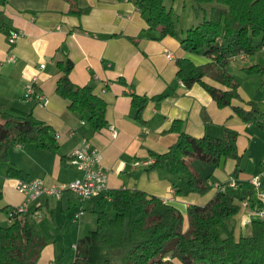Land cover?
<instances>
[{"label":"crops","instance_id":"1","mask_svg":"<svg viewBox=\"0 0 264 264\" xmlns=\"http://www.w3.org/2000/svg\"><path fill=\"white\" fill-rule=\"evenodd\" d=\"M78 2L84 10L88 9L79 14L70 13L67 0H6L5 4H0V9L4 11L2 20L9 27V32H22L10 45L7 32L0 30V100L3 101L0 110L9 109L14 102H24L27 85L33 77H37V90L46 96L48 102L37 103L33 111L36 117L53 128L58 144L55 150L41 149L31 143L17 144L10 152L11 163L27 173L26 179L41 177L48 184L69 182L82 175L80 169L70 163V154L83 138H87L102 153V165L108 172L110 190L140 188L182 212H186L191 203L205 204L215 195V186L205 195L195 192L177 194L167 167L150 168L155 160L151 152L169 150L178 136L171 129L178 119L184 122V129L194 136H219L222 127L227 125L240 131L239 140L244 130L247 142L256 133L253 130L255 125L242 121L230 106L219 107L201 83L195 82L189 87L184 85L176 75L177 59L195 57L199 58L195 61L200 62L201 54L194 56L195 53L187 52L177 37H160L159 31L151 30L134 1ZM167 51L171 56L167 55ZM10 55L15 56V61L9 59ZM66 56L74 63L71 79L80 85H91L94 92L108 103V125L100 131L94 132L88 122L68 108V100L56 93L60 76L57 62ZM249 57L241 54L232 60ZM203 62L206 61L200 63ZM42 63H45L44 67H41ZM205 79L208 80V76ZM166 89H174V93L160 100L149 99L140 115L145 121L138 119L132 94L154 96ZM240 92L245 100L255 101L243 94L241 87ZM239 148L245 154L246 146L241 148L239 144ZM63 156L66 159L62 162ZM195 161H192L194 167L204 175H211L210 180L214 182L228 184L229 178L237 172L235 159H228L224 167L213 166L209 171L201 170ZM254 165L255 156L247 158L244 155L242 166L252 167L251 174L258 173L264 166V156L260 159L258 170H254ZM7 168V165L0 164V207L17 206L26 199L17 189L20 178L9 176ZM251 174L240 172L238 185H229L242 186V193L236 197L248 196L251 200L234 216L237 235L245 234L253 219L264 218L256 208L259 199L249 181ZM225 191L228 192L226 188ZM70 199L67 197L64 201L62 197L41 195L32 206L34 218L46 209L51 220L62 215L63 228L66 224L75 223L74 247L80 237L96 227V214L92 212V200L81 198L64 211L62 206L64 203L68 205ZM80 210L83 213L76 218L75 214ZM0 212H3L0 224L10 223L7 213ZM67 230L70 231V228ZM44 232L48 241L38 264H66L61 261L64 250L58 252L57 238H52L51 242Z\"/></svg>","mask_w":264,"mask_h":264},{"label":"trees","instance_id":"2","mask_svg":"<svg viewBox=\"0 0 264 264\" xmlns=\"http://www.w3.org/2000/svg\"><path fill=\"white\" fill-rule=\"evenodd\" d=\"M67 1L70 13L79 14L88 9L80 7L78 0ZM195 1L197 14L203 4L210 5V17L205 16L199 24L188 28L180 41L187 52L204 54L208 61L200 63L191 57H179L177 77L187 87L201 83L219 107L230 106L242 121L264 132V110L260 102L245 100L239 80L229 71L233 57L253 55L264 49V0ZM5 3L6 0H0V4ZM134 3L146 14L148 27L159 31L160 37L178 36L173 9L167 8L165 0H134ZM3 15L0 9V30L9 34ZM57 67L60 76L56 93L68 100V108L88 122L94 132L106 127L107 101L91 85H80L71 79L74 63L70 57L59 60ZM244 70L264 74V64L255 63ZM173 93L174 89H166L154 96L132 94L137 118L145 121L140 115L149 99L160 100ZM36 104V100L18 101L7 110H0V164L8 166L11 177L28 176L11 163L10 152L15 145L31 143L41 149L58 148L53 128L34 114ZM171 129L178 134L176 141L164 153L151 152L155 160L150 168L167 167L177 194L205 195L215 186L211 175H204L192 166L194 159L214 167H224L228 159H235L234 177L238 178L240 172L251 174L252 167L242 166L245 154L239 148L237 128L224 125L219 136H194L178 119ZM64 159L65 156L62 162ZM108 195L110 199L104 194L91 198L96 227L77 240L71 264H264V218L252 220L249 234L237 235L230 224L241 210L239 200L243 197L219 190L205 204L191 203L182 212L136 187L109 190ZM61 197L62 200L71 197L68 205L63 204L64 211L80 198L69 189ZM258 202L257 209H263L264 202ZM12 207L2 206L0 210L7 213ZM33 213L34 206L18 214L13 222L0 224V264H38L48 240ZM218 226L222 233L214 231Z\"/></svg>","mask_w":264,"mask_h":264},{"label":"rangeland","instance_id":"3","mask_svg":"<svg viewBox=\"0 0 264 264\" xmlns=\"http://www.w3.org/2000/svg\"><path fill=\"white\" fill-rule=\"evenodd\" d=\"M165 5L167 6V8L173 9V18L175 20L176 29L178 31L177 38L179 40H181V38L186 35V30L188 28L199 24L201 21H203L205 16L210 17V5L203 4V8H206L207 11L201 8L199 9V14H197L195 11V7L197 6L195 0H165ZM143 15L146 18V14ZM194 56H196V54H194ZM201 57L202 60L200 59V62L208 60V57L204 54H201L200 58ZM193 59L197 60L199 58L193 57ZM255 63H264V50H259L255 54L250 55L249 59L232 60L229 65V71L233 73L239 80L240 86L243 90V94H246L253 98L255 101L260 102L261 107L264 110V74H250L244 70L245 66H249ZM216 84L220 85L218 82ZM253 130H255L256 133L252 135L249 142H247V136L245 131L243 130V133L239 140V144L241 148H244L246 146L245 156L247 158H253V155L255 156L254 170L256 171L259 168L260 159H263L264 156V132L258 129L256 126L253 128ZM195 160V163L199 164L200 169L203 171H209L211 168H214L213 165H210L209 163L201 159ZM1 166L6 165L1 164ZM192 166L194 167L193 164ZM234 178L238 182L237 178ZM230 182V178L227 181L228 184L219 182V186L215 187L217 188L216 192H218L219 190H225L226 188L229 194H233L235 196L242 193V186L231 187L229 186ZM236 184L238 185V183ZM244 187H247V185L244 184ZM247 197L248 196H245V198L239 200L240 209L246 208V206L249 205V202L251 200ZM257 205L259 206L260 202H258ZM0 216H3V212H0ZM35 218L39 226L42 227V229H44V231H46V233L48 234L50 241L52 240V238H57V241L59 242L58 252L61 253L62 250H64V256L61 261L66 264L70 263L73 260V257L75 256V247H73V242H75V237L77 233V229L75 227L76 224L72 223V225L70 226L66 224L63 228L62 224L64 220L62 219V215L59 214L54 220H51V215L46 209L41 213L40 216H37ZM234 219L235 218L233 217L230 222L233 227ZM68 228H70V231L67 230ZM250 229L251 227L249 226V229L247 232H245V234H249L251 231ZM214 231L222 233L221 226L215 227Z\"/></svg>","mask_w":264,"mask_h":264},{"label":"built area","instance_id":"4","mask_svg":"<svg viewBox=\"0 0 264 264\" xmlns=\"http://www.w3.org/2000/svg\"><path fill=\"white\" fill-rule=\"evenodd\" d=\"M21 34V30H13L9 32V44H14ZM168 55L170 56L169 52ZM9 59L15 61V56L10 55ZM44 66L45 63H42L41 67ZM36 79L37 77H33L32 81L27 85L24 100H36L39 104H46L48 99L36 89ZM57 136H59V134H57ZM69 161L71 164L78 167L82 173L80 177L69 182L48 184L41 177H32L29 179L20 178L17 180V189L26 196V199L23 203L13 206L7 212V217L10 223L19 217L18 214L28 211L32 207V204H35L39 200L41 195L60 198L62 192L69 189L75 192L83 200L91 199L101 194H104L108 199L111 198L110 195H108L110 190L108 187V172L102 165V153L97 147L93 146L87 138H83L79 145L74 148L73 152L70 154ZM263 177L264 170H261L249 178L250 183L254 186L253 188L256 191L259 201L262 202H264V189L262 188ZM230 180L231 182L229 185L237 186L236 183L238 182L234 177H231ZM214 185L215 187H218L219 182H215ZM256 208H259V206L256 205ZM81 213H83V210L76 214V218ZM259 213L264 215V208L260 209Z\"/></svg>","mask_w":264,"mask_h":264}]
</instances>
